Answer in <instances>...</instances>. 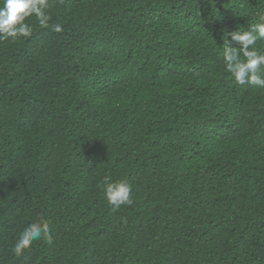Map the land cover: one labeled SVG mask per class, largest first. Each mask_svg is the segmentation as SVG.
I'll return each mask as SVG.
<instances>
[{
  "label": "trees",
  "instance_id": "obj_1",
  "mask_svg": "<svg viewBox=\"0 0 264 264\" xmlns=\"http://www.w3.org/2000/svg\"><path fill=\"white\" fill-rule=\"evenodd\" d=\"M49 4L0 39V264H264V89L223 62L264 0Z\"/></svg>",
  "mask_w": 264,
  "mask_h": 264
},
{
  "label": "clouds",
  "instance_id": "obj_2",
  "mask_svg": "<svg viewBox=\"0 0 264 264\" xmlns=\"http://www.w3.org/2000/svg\"><path fill=\"white\" fill-rule=\"evenodd\" d=\"M49 7V0H0V39L11 38L14 41L29 37L33 28L28 21L32 17H35L41 26H48L51 19ZM53 30L60 32L62 26L57 23L53 25ZM258 39H264V16L260 17V22L251 25L247 30L239 29L231 33V41L238 43L239 47L232 46L226 38L223 62L237 84H251L264 89V53L256 47ZM101 187L108 204L114 210L133 203L132 185L127 180L113 181L110 177H105ZM37 240L53 243L51 226L42 218L29 223L23 229L13 246V252L20 256Z\"/></svg>",
  "mask_w": 264,
  "mask_h": 264
}]
</instances>
